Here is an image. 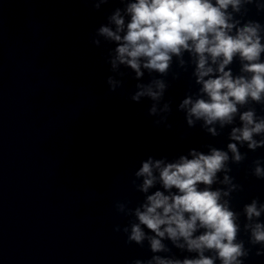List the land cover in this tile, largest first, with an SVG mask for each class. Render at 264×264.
I'll return each mask as SVG.
<instances>
[{
  "label": "clouds",
  "instance_id": "obj_1",
  "mask_svg": "<svg viewBox=\"0 0 264 264\" xmlns=\"http://www.w3.org/2000/svg\"><path fill=\"white\" fill-rule=\"evenodd\" d=\"M109 0H94L99 10ZM122 3L125 0H121ZM253 0H128L123 9L117 8L108 17L112 26L102 25L98 35L114 42L111 67L124 65L143 77L142 69L166 76L176 58L181 67L189 61L195 65L193 75L201 85L195 99L186 97L180 104L187 112V123L203 121V126L212 136L218 135L216 127L233 124L239 113L241 125L232 127L228 151L210 148L208 154L190 150L188 156H180L175 162L151 157L142 162L135 172L143 178L136 189L144 194V200L126 215L133 217L129 226L122 229L126 243L143 245L147 240L153 253L170 251L162 242L170 240L177 248L195 253V258L171 259L159 255L147 261L136 259L132 264H244L250 248L237 240L241 232L239 214L230 207L231 193L241 190L234 182L230 163L240 164L246 159L238 148L247 144L249 150L264 147V116H257L255 108L240 112L249 101L264 105V36L258 21H249L240 26L232 12H239L242 3ZM127 18V22H126ZM99 45V40L93 41ZM241 62V73L233 75L229 67L234 58ZM123 75V73H121ZM110 91L121 83L107 78ZM139 89L131 99L139 101L148 97L159 101L166 89L163 79H152L148 84H137ZM164 112L170 111L168 104ZM157 113L156 105L149 110ZM194 118V119H193ZM259 136L260 139L254 137ZM231 153V157L229 156ZM252 175L264 179L261 160L253 161ZM223 173L220 179L218 174ZM220 184L227 187H216ZM159 185V187H157ZM153 189H155L153 191ZM152 190V191H150ZM130 203V202H129ZM119 213L125 212V203L117 202ZM247 223L243 230L250 233L249 243L260 245L256 255H264V222L259 218L264 213V204L253 199L244 206ZM115 231H121L117 225ZM183 240V243L179 241ZM214 255H205V252Z\"/></svg>",
  "mask_w": 264,
  "mask_h": 264
}]
</instances>
